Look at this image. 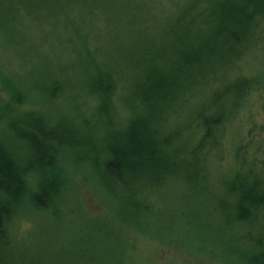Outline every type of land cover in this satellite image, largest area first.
<instances>
[{
  "label": "trees",
  "instance_id": "16d2710c",
  "mask_svg": "<svg viewBox=\"0 0 264 264\" xmlns=\"http://www.w3.org/2000/svg\"><path fill=\"white\" fill-rule=\"evenodd\" d=\"M24 1L3 2L23 19L34 17L25 6L52 14L76 5ZM91 2L106 12L122 2L142 8L136 33L124 41L122 24L108 20L104 40L82 36L57 50L37 47V59L16 80L0 71L1 251L14 246L23 213L59 212L80 171L105 190L135 186V207L148 215L154 190L176 170L202 172L224 158L227 124L255 91L264 94V73L240 72L242 57L264 39V0H184L158 12L147 0H103V8L101 0ZM34 102L41 107L22 108ZM236 137L229 189L236 214L226 224L264 237V160L256 159L258 146L244 152ZM247 262L264 264V257Z\"/></svg>",
  "mask_w": 264,
  "mask_h": 264
},
{
  "label": "rangeland",
  "instance_id": "374dc122",
  "mask_svg": "<svg viewBox=\"0 0 264 264\" xmlns=\"http://www.w3.org/2000/svg\"><path fill=\"white\" fill-rule=\"evenodd\" d=\"M71 1L76 5L56 7L52 14L25 6L34 17L24 19L9 9L11 4L0 3L2 74L16 80L30 66L31 58L37 59V47L53 45L57 50L82 36L89 41L106 39L107 30L102 28L108 26V20L122 24L123 40L128 41L137 31L133 21L142 16V8L124 2L110 14L92 8V0ZM147 1L150 11L158 12L159 7L172 9L184 0ZM101 4L103 8V0ZM98 19L102 22L97 23ZM125 26L130 28L127 34ZM15 48L17 55L13 54ZM72 58H76L74 54ZM242 58V74L264 73V39ZM40 107L34 102L22 108ZM227 128L224 158L202 172L176 170V177L154 190L148 215L135 207L139 203L135 186L122 189L109 184L105 190L95 185L86 169L87 173L78 172L74 184L67 185L58 213L22 214L14 246L0 250V264H248V257H264V247L259 245L264 243L262 233L257 235L245 225H238L234 232L226 224V219L236 214V197L229 192L235 163L232 137L237 132L239 146L247 147L244 152H251L249 146H258L256 159L264 160V94L255 91L235 124H227ZM131 227L144 228L148 234L136 233Z\"/></svg>",
  "mask_w": 264,
  "mask_h": 264
}]
</instances>
